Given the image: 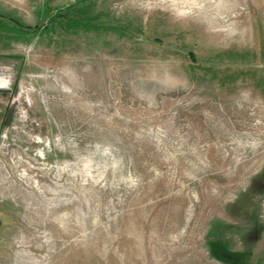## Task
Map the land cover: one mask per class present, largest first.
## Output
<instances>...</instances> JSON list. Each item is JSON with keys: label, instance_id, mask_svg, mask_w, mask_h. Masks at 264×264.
Masks as SVG:
<instances>
[{"label": "rangeland", "instance_id": "1", "mask_svg": "<svg viewBox=\"0 0 264 264\" xmlns=\"http://www.w3.org/2000/svg\"><path fill=\"white\" fill-rule=\"evenodd\" d=\"M262 51L264 0H0V264H264Z\"/></svg>", "mask_w": 264, "mask_h": 264}, {"label": "trees", "instance_id": "2", "mask_svg": "<svg viewBox=\"0 0 264 264\" xmlns=\"http://www.w3.org/2000/svg\"><path fill=\"white\" fill-rule=\"evenodd\" d=\"M63 15H58L57 17H62ZM41 27H40V25H38L36 28H35V31L34 32H36L38 29H40ZM30 33V32H29ZM232 53V52H231ZM232 54H234V55H236V53H232ZM254 55H256L253 51H251V50H249V52L248 51H246V53H243V54H241V55H239L240 57H239V61H241V63H244L243 61H248L247 62V65L251 62V61H253L254 59L253 58H255V56ZM262 55H264V52L262 51ZM189 56H190V60L192 61V62H194L195 60H197L196 58H195V55L193 54V53H190L189 54ZM216 60H217V58H215ZM220 59V61L222 60L221 58H218V60ZM211 59H208V61H210ZM216 60H211V61H216ZM217 60V61H218ZM219 63V62H218ZM218 63H215V62H212L211 64L212 65H218ZM249 66V65H248ZM250 67V66H249Z\"/></svg>", "mask_w": 264, "mask_h": 264}]
</instances>
